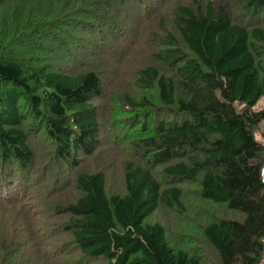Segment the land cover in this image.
Returning a JSON list of instances; mask_svg holds the SVG:
<instances>
[{
  "label": "trees",
  "instance_id": "1",
  "mask_svg": "<svg viewBox=\"0 0 264 264\" xmlns=\"http://www.w3.org/2000/svg\"><path fill=\"white\" fill-rule=\"evenodd\" d=\"M169 1L63 0L48 18L50 0H0V212H12L0 215V252L23 249L49 264L263 262L264 109L254 107L264 98V0ZM161 3L172 8L170 21L157 19L163 34L128 42L152 44L151 64L132 74L139 92L108 94L111 80L54 26L75 14L79 28L97 33L109 23V38L123 41L127 25L143 26L134 14ZM38 139L69 180L48 188L34 179ZM108 143L121 151L123 193H110V172L83 167ZM60 183L76 192L72 201L52 198ZM160 207L180 230L152 220ZM21 215L30 221L22 232Z\"/></svg>",
  "mask_w": 264,
  "mask_h": 264
},
{
  "label": "rangeland",
  "instance_id": "2",
  "mask_svg": "<svg viewBox=\"0 0 264 264\" xmlns=\"http://www.w3.org/2000/svg\"><path fill=\"white\" fill-rule=\"evenodd\" d=\"M42 1L44 0H38L39 3L43 4ZM62 1L63 0H50V2H52V6L49 3H44L43 5L47 8H50L49 11V15L48 18L51 17H55L58 16L59 14V8L62 5ZM11 2V1H9ZM170 2L169 0H165V3ZM165 3H161L162 7L161 10L158 12H155V9L157 6L153 7V10L151 8V10L146 11L147 14L146 15H150L149 17H146V15H139V14H134V17H136L137 19H139V25H140V20H143V26L140 25V28H138V25L133 26V25H127V27L129 29H131L130 31L128 29H125V31L123 30V36H125L123 41H117V37L111 39L109 37H111L110 35L112 34V31L107 30V28H111L109 27V23L107 24V28L106 31H98L97 33H92L88 30H83L81 28H79V26H77L76 20H74V16H77L74 14V16L72 15H68L65 16L64 18H60V20H58L56 22L55 29L57 30V32L60 33V35H62L61 38H63L64 40H68L69 41V45H73L75 49H77V52H81V53H85L84 55H82V59L86 62V63H90V62H95L94 65H96V67L99 69V72L102 71L104 74H106L105 76L107 77V81L111 80V83L113 81V83L109 85L108 87V94L109 92L114 90V95L118 96V95H124V93L126 94L127 92H139L137 91V87L135 89L134 87V83H133V72L136 71L137 69H140L141 67H145L147 65L151 64V61L147 59V56L149 55L150 51L152 50V44L151 42L149 43V45H146L143 47L142 50H136L134 48H132L131 46L128 45V42H131L134 40L133 38H136L137 36L139 41H141V39L143 37H148L147 39H150L152 34L155 32L157 33H161L163 34V32H161L160 28H159V24L160 22H158V18L161 19L162 17H165L167 15V17L164 19L165 23H167L168 21H170L171 19V9L168 10V4ZM72 4V3H71ZM42 5V6H43ZM80 5L76 4L75 9H77ZM70 7V8H69ZM168 7V8H167ZM167 8V9H166ZM5 9V8H4ZM73 7H71L70 4L66 5V11H73L72 10ZM74 9V10H75ZM48 11V12H49ZM70 13V12H68ZM109 16H112V14H108L107 18L109 19ZM134 17L130 16L128 21H133ZM114 19V16L111 18ZM116 19H120L119 21H121V16L120 18H116ZM54 20H50V23H53ZM123 22V21H122ZM134 22V21H133ZM58 25V26H57ZM125 25V26H126ZM10 27V26H9ZM8 27V28H9ZM142 30V32H141ZM132 31V32H131ZM127 38V39H126ZM51 41H54L53 39H50ZM57 45L63 43L61 42V39H57ZM66 42V41H65ZM64 42V43H65ZM106 43H111V45L115 46V52L111 54H109V52L107 53V48ZM51 43L50 45H56ZM147 44V43H146ZM129 50L130 52L128 53V55L124 57V53ZM87 53V54H86ZM19 54H16V56ZM91 55V56H89ZM123 58V59H122ZM120 61V62H118ZM125 63H127L126 66ZM67 66H72V64H69ZM94 67V66H93ZM116 71V75L113 77L114 73ZM118 72V74H117ZM118 80V81H117ZM107 83V82H106ZM107 94V95H108ZM106 100V99H105ZM105 100L100 99L99 101L96 102L97 105H99V109L100 111L104 113L105 109ZM116 100V99H115ZM255 111H261L264 109V98L260 99V101L257 103V105L254 107ZM257 138L260 141L264 142V120L261 122V124L259 125V129L257 131ZM36 141V140H35ZM33 146L36 149V151L38 152V156H36V163L34 165V167L32 168V176L34 177V179H37L38 182H42L45 184H48V188L50 185H52V183L59 181V178L62 177V179H66L69 180V178H67L66 176H64V172L63 171H59L56 172V162L52 157L51 154V145L49 144H44L42 143V140H37L35 143L33 142ZM105 153L98 157L96 160H88L85 159L83 160L84 163H86V165H84L83 167H86V171H88V169L91 170H106L109 173V177L111 180V183L109 184V189H110V193H123L124 187L122 185V179H120V176L122 174L121 172V168L119 166L118 161L120 160V150L114 146V144L110 145V143H108V145L105 147ZM82 162V163H83ZM54 168V170H53ZM66 175H70V173L65 172ZM56 174V175H55ZM41 178V179H40ZM40 179V181H39ZM63 182H65L64 180H62ZM51 189V188H50ZM58 190L55 191L53 194L54 196L52 197L53 199H56L57 201H67V200H73L76 192L71 190L70 186L68 185L67 187H65L64 189L61 186L57 188ZM35 196V201L38 199V201H40V203L42 202V196H38L37 194H34ZM31 205H34V203L31 202ZM14 213H16V211H13ZM12 212L9 209L4 210L3 212H0V215H9ZM168 213V215H167ZM16 215V214H15ZM20 220L25 221L22 224H16V228L18 231H23L24 227L25 228H29V220H27L24 216H20L18 217ZM7 219V218H5ZM60 222L63 221H67L68 217L66 215L62 216V217H58ZM176 219V221H175ZM152 220H161L163 221L167 227L169 229H174L175 231L177 229L180 230V228L177 226L178 224L182 223L179 219V217H177L175 215V213L168 211L166 209H163L162 207H160V209H158ZM178 221V222H177ZM190 228V226H188ZM190 231L189 233L193 236L198 235V233H196V235H194V232L191 230L192 229H188L186 228V231ZM46 235L50 236V229L48 232H46ZM173 233V232H172ZM179 233V232H177ZM63 234V233H62ZM175 236V234H174ZM24 237H21V240ZM20 240V241H21ZM34 241L32 240V247H35L34 245ZM56 247H59V245L53 244L47 247L48 251H53L56 249ZM13 248V247H12ZM68 249H69V245H68ZM41 250L43 252H45L46 250L44 248H41ZM36 251V250H35ZM21 253V254H20ZM8 254V255H6ZM16 254V255H15ZM23 249H17L15 251H11L8 252H0V264H12L10 262V259L12 262H14L15 264H33L37 262V257H35V253H33V256H31V259L29 260L26 256L23 255ZM70 254L72 255L73 258L79 259L80 256L77 254L76 251H70ZM17 256V257H16ZM44 257V256H43ZM42 258V257H41ZM43 259V258H42ZM45 259V258H44ZM21 261V262H20ZM36 264H49L46 263L45 260L41 261V262H37ZM90 264H103L102 262H98L97 261H93ZM261 264H264V259L263 262Z\"/></svg>",
  "mask_w": 264,
  "mask_h": 264
},
{
  "label": "clouds",
  "instance_id": "3",
  "mask_svg": "<svg viewBox=\"0 0 264 264\" xmlns=\"http://www.w3.org/2000/svg\"><path fill=\"white\" fill-rule=\"evenodd\" d=\"M263 178H264V171H263Z\"/></svg>",
  "mask_w": 264,
  "mask_h": 264
}]
</instances>
